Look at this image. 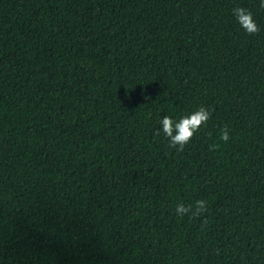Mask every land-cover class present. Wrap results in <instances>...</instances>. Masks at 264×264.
Listing matches in <instances>:
<instances>
[{
  "label": "trees",
  "instance_id": "trees-1",
  "mask_svg": "<svg viewBox=\"0 0 264 264\" xmlns=\"http://www.w3.org/2000/svg\"><path fill=\"white\" fill-rule=\"evenodd\" d=\"M0 264H264L259 0H0Z\"/></svg>",
  "mask_w": 264,
  "mask_h": 264
},
{
  "label": "clouds",
  "instance_id": "clouds-1",
  "mask_svg": "<svg viewBox=\"0 0 264 264\" xmlns=\"http://www.w3.org/2000/svg\"><path fill=\"white\" fill-rule=\"evenodd\" d=\"M260 7L264 8V0H259ZM231 14L235 18L236 23L240 28L248 34H255L260 31L258 22L251 10L242 6L236 5L231 9ZM215 109L211 105L200 104L192 111H186L184 114L177 117L176 115H164L159 119V127L156 129V135L163 133L167 138L168 145L175 148L177 151L182 150L189 144L194 136L198 134L213 117ZM218 139L227 143L230 139V132L227 126H221L218 129ZM214 147V145H212ZM207 211V201L197 199L195 206L177 203L175 213L177 216L183 217L191 213L192 216L200 215Z\"/></svg>",
  "mask_w": 264,
  "mask_h": 264
}]
</instances>
